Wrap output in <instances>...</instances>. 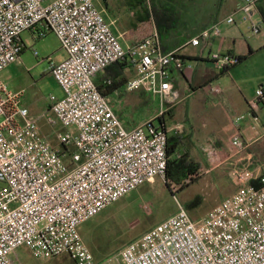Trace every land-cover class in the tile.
Listing matches in <instances>:
<instances>
[{
    "label": "built area",
    "instance_id": "2783aa9c",
    "mask_svg": "<svg viewBox=\"0 0 264 264\" xmlns=\"http://www.w3.org/2000/svg\"><path fill=\"white\" fill-rule=\"evenodd\" d=\"M96 1L0 0V73L21 59L25 31L39 37L53 32L67 54L61 62L48 60L64 95L51 96L47 122L64 127L58 134L64 154L30 117L25 90H11L0 79V264H26L13 258L21 246L39 258L70 255L75 264H264V174L238 164L229 172L235 193L204 217L194 219L178 203L174 215L102 262L84 243L82 225L140 186L166 181L165 114L182 100L171 81L173 65L186 67L181 50L221 37L222 26L238 25V13L254 35L264 34V25L253 22L261 0H240L233 14L175 50H163L157 31L124 47ZM209 60L219 73L240 62L238 55L223 52H211ZM123 61L137 71L127 90L146 88L161 100V113L133 129L125 127L95 82ZM211 91L218 94L221 87ZM248 104V113L235 124L256 117L264 105V86ZM231 145L236 153L249 148L240 133ZM204 151L219 157L214 147Z\"/></svg>",
    "mask_w": 264,
    "mask_h": 264
},
{
    "label": "rangeland",
    "instance_id": "374dc122",
    "mask_svg": "<svg viewBox=\"0 0 264 264\" xmlns=\"http://www.w3.org/2000/svg\"><path fill=\"white\" fill-rule=\"evenodd\" d=\"M134 1L141 2L143 6L140 22L132 26L116 23L112 27L124 35L121 39L122 44L124 40H130L136 32L143 35L145 28H148L149 25L146 22L148 16L144 8H149L151 0ZM98 8L102 12V4L101 6L99 4ZM228 12V6L224 5L220 14L226 15ZM235 19L238 25L233 27H235L236 34L241 39L247 41L261 39V36L253 35L249 30L251 23H241V15L239 13L235 14ZM150 24L151 29L148 30V36L152 30L153 32L156 31L152 20ZM224 27L222 26V34ZM21 37L26 47L21 59L3 70L0 73V79L11 90H25V105L29 108L30 117L37 121L42 136L56 150H66L58 141V134L65 130L64 127L60 123L51 126L47 122L50 116L48 110L51 96L62 98L64 95L61 87L49 72L48 60L57 61L60 54L65 55V51L62 49L58 37L53 32H48L44 37H39L38 33L25 31ZM218 41L222 40L219 39ZM185 51L194 53L191 48H186ZM209 54V52L204 53L205 60L208 59ZM194 64L190 63L192 67H194ZM196 84V79L194 80L190 76L183 77L182 75L178 77L177 85L174 83L176 89H180L182 92L188 89L190 93L193 91L192 86L194 87ZM204 89L205 91L199 90V92L177 103L168 111L171 113L167 117V127L169 135L178 133L182 137V150L188 151L205 172L212 166L216 167L221 161H224L227 154H222L217 149L219 157L211 158L201 151V146L203 145L201 140L209 143L212 139L209 135H205L199 140L198 130L200 132L207 131L213 126V122L210 119L212 112L205 105V101L212 102L213 100H211L210 90ZM122 91V102H115L114 104L115 109L120 106L116 110L126 126H136L158 116L160 102L147 93L146 88L141 93L130 92L127 89ZM204 94L206 97H203ZM148 99H150V102ZM146 102L149 103L146 105ZM231 110H222L228 115L229 120V116L232 114ZM244 120L241 122L244 123ZM216 146L218 147L219 144H216ZM216 146L214 145L215 149L217 148ZM233 152L234 150L231 151V154ZM67 161L70 163L68 156ZM222 167L224 168L223 174H219L221 170L218 168V170H213L204 177H200L198 181L182 190L169 188L163 178H157L154 182L140 186L81 226L80 232L84 243L97 260L111 258L117 255L126 245L138 240L153 227L174 215L178 210V203L185 206L199 196L203 198L201 205L198 209L189 212L194 219L204 217L210 210L220 205L228 194L223 183L229 178L230 168L226 165ZM3 186L4 184L0 183V188ZM95 254H98L97 257ZM13 258L18 263L26 264H75L69 255L54 258L36 257L27 246L18 248Z\"/></svg>",
    "mask_w": 264,
    "mask_h": 264
},
{
    "label": "crops",
    "instance_id": "0c3cea01",
    "mask_svg": "<svg viewBox=\"0 0 264 264\" xmlns=\"http://www.w3.org/2000/svg\"><path fill=\"white\" fill-rule=\"evenodd\" d=\"M181 2L183 5L181 8L183 17L181 26L170 32H166L162 36L159 35L162 47L165 45L166 47L171 48L166 52H170L183 46L186 42L200 34L213 23L230 16L236 9L240 0H223L220 4L219 0H181ZM99 4L100 6L101 4L103 6V13L98 8ZM224 5L228 6L229 10L226 15L220 14ZM96 7L102 13L105 20L111 25V28L114 27L116 23H121L122 25L127 26L137 25L140 22L139 19H141V12L143 10L141 2L134 0H97ZM144 10L148 12L149 8H144ZM253 18L255 19H253L254 23H262L264 25V0H261L258 3ZM113 31L120 40L123 38L124 35L119 33L117 29L114 28ZM236 32L235 27L225 26L222 36L219 37L222 41H218L219 39H213L208 43H203L200 47L187 46L183 48L181 54L186 62V67L182 70L177 69L174 65L171 67V81L173 82V85L174 83L177 85V79L181 75L183 77L190 76L197 81L196 86H192L193 91L191 93L188 89H185L184 92H182L180 89H176L174 85V89L179 92L182 98L179 102L186 100L196 92H199V90L205 91L204 88L210 90L211 100H213L212 102L205 101V105L212 112L210 119L213 122V126L207 131L200 132L198 130L199 140L205 135H209L212 140L209 143L201 140V142H203L201 151L208 156L204 149L209 147L208 145L214 147V145L216 146V144H219L218 147L216 146V150L218 149L222 154L226 153L227 157L216 167L212 166L205 172L202 170L203 177L213 170H218V168L221 170V172L219 171V174L221 175L224 173V168L222 166L226 165L230 168V165L232 164L248 166L256 175L264 174V105L260 108L259 112L256 113V117H246L244 118L245 120L243 119L244 123H242V120L238 125L235 124L237 117L244 116L248 113V101L254 97L259 88L264 86V34L256 35L261 36L260 40L247 41L241 39ZM143 36L144 32L143 35L136 32L130 40L123 39L124 47H128L137 41H140L144 38ZM186 48L193 49L194 53L186 52ZM205 52L231 53L241 56L244 59L240 64L231 67L224 74H219L213 63L209 60V57L206 60L204 59ZM66 58V53L64 56L60 54L56 62H61ZM190 63H195L194 67H192ZM122 72L123 87L110 92L107 96L110 99L111 105L113 104L112 107L116 113V109L120 106L115 109L114 103L122 102V90H126L127 82L137 76L136 68L131 64L127 65ZM101 76H103V74H98L95 78L96 84ZM215 86L221 87L220 93H212L211 90ZM142 90L143 89L141 88L130 92L141 93ZM150 95L159 100L160 114L161 100L158 97L153 96L151 93ZM203 97H206V95L204 94ZM225 109H232V114L229 116L230 120L228 119V115L222 111ZM170 113L171 112L165 114L166 121ZM189 119H191V117H189ZM123 124L125 125V123ZM138 125L139 124L136 126ZM136 126L130 127L125 125L128 129H133ZM237 133H240L243 140L249 143V148L246 152L236 153L234 151L231 154V151L234 150L231 141L233 136ZM223 185H225L224 187L228 191V194L223 199L225 200L227 197L235 193L236 188L233 185L230 176L226 179V182H224Z\"/></svg>",
    "mask_w": 264,
    "mask_h": 264
},
{
    "label": "trees",
    "instance_id": "16d2710c",
    "mask_svg": "<svg viewBox=\"0 0 264 264\" xmlns=\"http://www.w3.org/2000/svg\"><path fill=\"white\" fill-rule=\"evenodd\" d=\"M223 0H219V4ZM182 2L181 0H151L149 10L147 12L148 20L146 21L149 25L148 28L144 30V38L149 37L148 30L151 29L150 21L152 20L155 24V29L160 36L164 35L166 32H170L173 29H177L182 24ZM164 51H168L171 48L163 46ZM24 52V51H23ZM243 57L239 56V64L243 61ZM129 65L126 61L118 62L108 67L101 78L97 81V86L100 92L104 96L118 88L123 87V75L122 71ZM227 70L220 72L219 74H224ZM145 90V88H142ZM149 93L148 91H146ZM150 94V93H149ZM150 102V99H148ZM146 102V105L149 103ZM183 141L182 137L178 133L169 135L168 139V165L166 173V185L173 189L182 190L189 186L190 184L199 180L202 176V168L198 165L195 160L191 157L188 151H183ZM61 154H64L66 150H59ZM253 186H257L253 183ZM203 201L201 196L196 197L194 200L188 202L185 207L188 211H194L199 208ZM97 253V252H96ZM96 257L98 254H95ZM70 256V255H69ZM70 258L75 263L74 259ZM96 259V258H95ZM102 260H97V262H102Z\"/></svg>",
    "mask_w": 264,
    "mask_h": 264
}]
</instances>
